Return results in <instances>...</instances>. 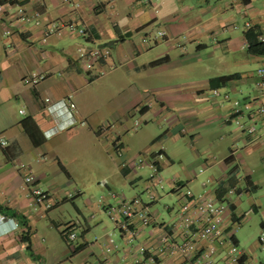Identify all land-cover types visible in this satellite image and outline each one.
<instances>
[{
    "label": "crops",
    "instance_id": "obj_1",
    "mask_svg": "<svg viewBox=\"0 0 264 264\" xmlns=\"http://www.w3.org/2000/svg\"><path fill=\"white\" fill-rule=\"evenodd\" d=\"M4 1L0 264H139L134 263L143 259L138 247L157 245L159 226L173 217L174 205L163 198L160 206L158 195L151 202L142 198L149 168L132 169L127 161L141 153L161 154V171L180 159L170 151L185 135L203 169L193 174L181 170L177 178L189 181L194 193L206 188L218 199L229 197L233 218L242 225L240 235L234 232L238 246L251 255L247 262L264 264L259 235L248 241L242 237L245 214L238 210L239 198L232 199L249 195L254 211L264 210L259 199L264 194L259 191L264 184V119L258 122L259 137L250 140L231 115L237 100L240 119L246 121L242 103L257 94L256 70L264 56L249 53L248 46L257 32L264 33V0H83L76 9L66 0ZM35 13L37 24L21 22L22 15ZM58 19L77 22L87 36L51 35L42 42L45 24ZM246 21L250 29L244 28ZM155 29L164 36L150 41L148 32ZM101 44L110 46L111 55L93 70L97 74L106 68L96 76L74 58L77 48ZM31 74L40 77L35 84L23 79ZM231 74L236 77L211 84V79ZM95 82L102 89L94 88ZM69 96L75 103L71 113L62 105ZM27 117L29 131L37 127L45 135L38 146L22 126ZM28 172L53 200L51 208L34 203L31 187L24 183ZM201 173L205 176L197 180ZM134 197L148 203L153 222L141 226L134 220L139 235L129 240L108 219L105 207ZM67 201L74 212L64 207ZM71 223L79 237L68 245L63 232ZM260 225L264 228V221ZM160 264L187 262L163 257Z\"/></svg>",
    "mask_w": 264,
    "mask_h": 264
},
{
    "label": "built area",
    "instance_id": "obj_2",
    "mask_svg": "<svg viewBox=\"0 0 264 264\" xmlns=\"http://www.w3.org/2000/svg\"><path fill=\"white\" fill-rule=\"evenodd\" d=\"M66 1L67 4L76 9L83 0ZM149 2V0L146 1V3ZM5 11L6 4L0 1V14ZM31 19L37 24L38 14H33L31 18L25 14L21 16V22H29L32 21ZM251 26L250 21L244 23L245 29H250ZM233 27L236 26L233 25ZM10 32V30H6V34H10ZM164 33L163 30L156 29L153 35L155 38H162ZM51 35L59 37L75 35L85 38L87 31L77 22L58 19L45 24L41 41L45 43ZM258 38L264 41V33L259 35ZM110 55L111 49L108 46H94L89 49L79 47L76 50L74 59L86 72H93L101 62L108 60ZM256 76L257 94L242 103L244 108L248 110V119L246 121L240 119L243 110L240 108L241 103L237 100L233 103L231 112V115H233L232 123L240 128L241 132L248 136L250 140L258 138L262 132L258 122L264 119V62L257 68ZM23 79L26 83L35 84L40 77L31 74ZM213 94L219 95V92L213 90ZM46 101L48 100L46 99ZM62 105L66 106L70 113L75 108V103L70 96L62 100ZM19 112L23 113L24 111L19 110ZM106 128L103 127V130H106ZM0 144H6L1 137ZM116 150L118 155L123 154L122 145L118 142ZM161 158V154L152 156L149 153H141L136 158L127 161L132 169L141 166L149 168L146 191L150 202L157 198L156 188H163V177L158 165V159ZM20 168H25V165L20 164ZM24 183L30 185V194L35 204L46 209L54 205L49 194L37 185L36 178L32 173L28 172L25 175ZM173 183L174 186L171 190L176 193L178 201V205L173 210V217L167 223L159 226L160 233L155 247H138V253L142 255L143 259H136L134 263L160 264L163 257H170L187 262V264H242L244 261L252 264L247 262V258L251 255L239 248L235 240V226L240 224V219L233 218L229 197L218 199L210 192L204 191L195 194L190 189L183 193L179 192V189L184 184L177 183L175 180H173ZM229 192L233 193L234 189L229 190ZM110 195L114 196V193L111 192ZM105 212L120 233L129 240H133L139 235V229L134 220H137L141 226H148L153 222L148 203L143 202L139 197L121 198L119 203L107 205ZM72 226H74V223L69 224L63 233L68 245H71L77 238V232L72 230ZM258 240L261 248H264V232L258 236ZM60 264H66V262Z\"/></svg>",
    "mask_w": 264,
    "mask_h": 264
},
{
    "label": "rangeland",
    "instance_id": "obj_3",
    "mask_svg": "<svg viewBox=\"0 0 264 264\" xmlns=\"http://www.w3.org/2000/svg\"><path fill=\"white\" fill-rule=\"evenodd\" d=\"M154 32H156V29L148 32L147 37L150 41H153V39L155 38L153 35ZM105 71H106V68L101 70V71H97L98 72L97 74L96 73L94 74V71L91 74L99 76L101 74H104ZM174 79H176V76L173 77V80ZM98 81H101V79ZM92 86L96 89H99V88L102 89V86L98 85V82H95ZM219 93H220V91H219ZM153 121L155 123L158 122V120H156V119H154ZM103 127H106V126L103 125ZM106 129H108V127ZM187 141H189V136L185 135L184 139L179 141V143L176 144L173 149H171L170 152L173 154L176 153L177 155L179 154L180 159L171 162L167 166H164V168H162V170L160 172L161 176L163 177V188L162 189H160L158 187L156 188L157 195L160 199V201L158 202V204L160 206L163 205V202H162L163 198L165 199V201H168V203H169V201H172L170 206H172V204L174 205L173 207H176L178 205L176 193L171 190L172 187L174 186L173 180H175L177 183L180 182V183L184 184V186L179 189V192L185 193V191L187 189H190L192 192H194L192 190L191 183L189 184V181L181 180V179L177 178L178 173L181 170L189 171L190 173L193 174L195 171L198 172V171H200L199 169H203L202 168L203 166H201L199 164L196 165L195 156L193 155V153L190 152L188 144H185ZM168 145H171V141L168 142ZM212 153L213 152L208 153L209 157H210V155H212ZM200 176L197 178V180L202 179L205 176V173H201ZM259 176L262 177L263 174L259 175ZM261 182H263V181H261ZM204 189H206V188H203L202 192L204 191ZM208 189H210V188H207V190ZM263 189H264V184H261L259 191H261ZM146 190H147V187L145 188V190L143 189V192L141 194L142 198H144V196L148 195V192ZM195 194H197V193H195ZM250 197L251 196L246 195V194H242L239 197H237V195L234 194V196L232 197V199H235V200L237 198H239L238 204H237L238 210L242 211L245 214L244 222L246 224L242 229V237L246 241H248L250 239H254L257 237V235H260L262 232H264V228L260 225V223L262 221H264V210H260L259 213L255 212L254 209L250 206V203L248 202ZM259 199H260V201H263L262 205H264V194H262L261 192L259 195ZM64 207L67 208L68 211L71 210V212H74L69 201H67V203H66V205H64ZM166 214L168 215V213H166ZM108 219H109V217H108ZM241 226L242 225H240V224L235 226V231L239 235L241 234V230H240ZM78 237H79V233H77V238ZM74 242H73V244H74ZM238 247L241 248V245L239 244ZM259 247H260V250H263L261 252L264 253V248H261L260 244H259Z\"/></svg>",
    "mask_w": 264,
    "mask_h": 264
},
{
    "label": "trees",
    "instance_id": "obj_4",
    "mask_svg": "<svg viewBox=\"0 0 264 264\" xmlns=\"http://www.w3.org/2000/svg\"><path fill=\"white\" fill-rule=\"evenodd\" d=\"M0 1L5 2L4 0H0ZM115 30L117 31V34H118V29L115 28ZM125 35H130V32H127ZM259 35H261V33L257 32L255 34L254 40H252V41L249 40L248 51H249V53L254 54V55L264 56V41L259 40V38H258ZM158 61H160V60H158ZM158 61H155L153 63H157ZM234 77H236V75H233V74L217 77V78L211 79V84L214 85V84L226 83L227 81L233 79ZM27 121L31 122V119L27 117L24 120H22V126H23L25 132L27 133V135H29L32 144L34 146H38L44 142L45 135L43 133H41L37 127H35V131L33 133L30 132L27 125H26ZM33 126H35V125L33 124ZM231 183L234 184V181L231 180ZM249 184L250 183L247 181V185H249ZM13 215L18 216L17 213H13ZM23 240H26L25 236H23Z\"/></svg>",
    "mask_w": 264,
    "mask_h": 264
},
{
    "label": "water",
    "instance_id": "obj_5",
    "mask_svg": "<svg viewBox=\"0 0 264 264\" xmlns=\"http://www.w3.org/2000/svg\"><path fill=\"white\" fill-rule=\"evenodd\" d=\"M101 46H108V47H110L108 44H101V45H99V47H101Z\"/></svg>",
    "mask_w": 264,
    "mask_h": 264
}]
</instances>
